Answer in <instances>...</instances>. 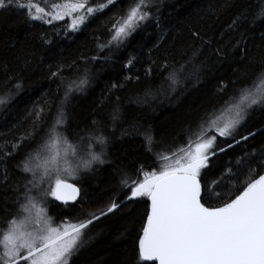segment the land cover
I'll use <instances>...</instances> for the list:
<instances>
[{"label": "snow or ice", "instance_id": "obj_1", "mask_svg": "<svg viewBox=\"0 0 264 264\" xmlns=\"http://www.w3.org/2000/svg\"><path fill=\"white\" fill-rule=\"evenodd\" d=\"M116 3L65 0L46 10L31 0H0V15L23 12L29 24L49 26L70 18L52 38L46 34L40 37V48L50 53L60 40L71 39ZM164 5L165 0H134L112 24L110 39L97 45L99 53L110 55L49 63L43 53L38 55L17 41L10 58L0 62L4 69L0 87L11 85L0 95V109L25 90L36 72L46 70L45 80L56 86L55 91L49 88L33 101L13 126L20 131L28 124L22 135L12 140L7 134L0 135L5 147L12 149H0V212L9 217L6 230H0V264H72L73 257L93 239L91 228L96 224L122 217L126 231L127 225L134 226L141 198H147L150 206L139 230V260L159 264H264V140L254 143L258 136L264 137V0H224L204 14L198 13L202 23L199 28L188 26V50L177 49L175 40L165 47L161 40L145 54L148 58L143 63L139 56H129L122 65L127 70L123 79L105 90L104 102L111 104L106 113L108 122L92 118L83 128L77 125L79 130L69 132L74 98L86 94L96 79L95 69L87 65L108 63L117 57L138 30L150 21L159 23ZM228 10H232L230 22L209 31ZM156 53L159 55L153 59ZM81 64L85 67L80 68ZM137 64H142L141 69L133 74ZM220 69L231 74L227 81L222 75L214 77L221 95L229 84H236L249 72L252 77L206 112L195 127L189 126L186 147L171 156L153 152L160 142L154 136V126L145 123L147 115L126 119L121 97L112 95L127 90L128 84L151 81L126 99L128 105L154 111L157 103L171 101L178 92H187L189 84L198 85ZM65 73L75 75L70 78ZM69 136L75 143L69 142ZM137 136L143 137L146 151L159 157V171H144L140 166L133 172L127 165L121 166L116 145L125 137ZM26 144L34 147L24 150L10 168L9 160ZM237 146L242 155L229 158L212 173L220 154L227 155ZM105 165L112 169L116 184L107 188L97 185L90 193L83 187L84 178L95 176ZM230 191L238 194L232 198ZM224 197H228L227 202L213 205V199ZM55 201L63 205L79 201L74 222H56L47 214V207ZM37 202L46 207L38 209Z\"/></svg>", "mask_w": 264, "mask_h": 264}, {"label": "trees", "instance_id": "obj_2", "mask_svg": "<svg viewBox=\"0 0 264 264\" xmlns=\"http://www.w3.org/2000/svg\"><path fill=\"white\" fill-rule=\"evenodd\" d=\"M22 3H28V0H21ZM32 3L39 0H31ZM53 3L62 4L65 0H50ZM106 0H92V3H104ZM134 0H117V3L110 6L103 13L91 19L86 26L72 36L71 39L60 40L50 53L43 52L40 48V37L47 35L52 38L54 32L62 31L70 19L65 21H56L54 25H44L40 22L29 24L23 12H5L0 15V62L7 61L10 58L11 48L17 41L24 43L27 49H34L37 54L43 53L49 63L58 60L72 61L79 57H92L100 55H110V53H99L98 44H103L110 39L109 30L112 24L120 16L124 15L129 5ZM224 0H165V5L159 14V23L150 21L141 30H138L128 42L127 46L122 48L117 57H113L108 63H89L87 67L94 68L96 71V79L92 87L84 95H77L74 98L73 115L74 120L69 123V132L73 128L79 130L92 118L100 119L108 122L106 113L111 108L110 103L104 102L105 90L113 82L122 80L127 70L122 67L129 56H139L141 62L147 60L149 49L158 41H163L164 46L168 47L175 40L177 49L183 47L187 49L190 43L188 26L199 28L201 26V15L212 7L219 6ZM246 3L251 0H245ZM256 8V5H253ZM201 15H197V14ZM232 17V10L225 11L219 17V20L213 22L212 30H219L226 26ZM159 54L153 55V59ZM264 55V54H261ZM142 64H137L132 70L133 74H138L137 69H141ZM80 68L85 65H79ZM3 68H0V78L3 76ZM47 71H39L33 74L22 91L15 99L11 100L6 108L0 109V135L7 134L9 140L13 137H19L29 128L26 124L20 131H15L13 126L17 121L22 119L25 109L30 107L42 93L48 92L49 88L55 91L56 86L49 85L45 80ZM75 73H65V76L74 77ZM155 75V74H154ZM224 76L225 81L230 77V72L220 69L214 75L206 76L198 85L189 84L187 92H178L177 96L171 101L165 100L155 105V110L145 106L143 110L136 108L135 105L127 104V97L133 95L137 90L151 81L142 80L140 84H128L127 90L114 91L113 96H120L121 101L125 104L126 119L141 118L147 115L146 124H152L155 128L154 136L160 143L153 148V152H158L160 156L169 155L177 151L180 147H186V135L189 126L195 127L196 122L204 116L206 112L219 106L228 98L235 89L247 83L252 73L236 84H229L227 91L221 95L218 93V80L214 77ZM11 85L0 87V95L5 94ZM103 103V107H97ZM55 105H53V111ZM95 112V115L93 113ZM218 114V113H217ZM51 122V115L47 117ZM79 125V128H77ZM126 126V125H123ZM12 130V131H10ZM37 141L40 134H37ZM264 137H257L255 144H259ZM14 142V141H13ZM69 142L75 143L69 136ZM219 142V140H218ZM34 147L33 144H26L18 152V154L9 160V167L12 163L21 158L23 151ZM251 147V145H249ZM0 149L4 151H12L11 146L5 147L4 141L0 140ZM153 152L145 150L144 139L137 136L133 139L124 138L122 144L116 145V155L119 157L121 166L127 165L131 171H135L138 167L143 166L144 171H159L158 156H154ZM242 155L241 147L237 146L234 150H229L228 154H220V158L215 160L211 169L212 173H216L221 163L227 164L229 158H235ZM162 163V162H161ZM112 169L108 166H102L95 176H87L84 178L83 187H87L92 193L99 185L101 188H107L116 184V177L111 175ZM19 175V173H16ZM246 178V177H245ZM74 182V181H73ZM78 186H81L78 184ZM217 191H228V189H217ZM238 194L236 191H230L229 195L234 198ZM106 198V197H105ZM228 197L223 199H213L215 206H220L227 202ZM53 204L54 209L60 210L58 214L64 219L74 221V217L78 214L79 201L73 205H63L58 201ZM207 206V205H206ZM149 207V200L141 198V202L137 205V214L135 216V225H127L126 220L122 217L111 218L96 224L100 230L97 235V243L91 251L86 255L76 257L72 264H156L155 261H141L138 259V235L145 219L146 210ZM16 209L13 208L12 212ZM8 216L0 212V230H6L5 221ZM83 257V258H82Z\"/></svg>", "mask_w": 264, "mask_h": 264}, {"label": "rangeland", "instance_id": "obj_3", "mask_svg": "<svg viewBox=\"0 0 264 264\" xmlns=\"http://www.w3.org/2000/svg\"><path fill=\"white\" fill-rule=\"evenodd\" d=\"M35 4H37V2H35ZM39 5L41 7H45L46 10H50V7L52 5V2H50V0H39ZM70 19V18H69ZM78 151H79V148H78ZM80 154H83L82 152ZM70 182H73V181H70ZM46 207L44 204L40 203V202H37V208H44ZM53 207V204H51L50 207H47V214L49 216H51L56 222H59L61 220H69V219H64V217H61L59 216L58 214L61 213L60 210H56ZM71 221V220H69ZM74 222V221H73ZM99 228L97 226H93L91 228V234L93 236V239L90 241V243L85 247L83 248L76 256L73 257L72 259V262L75 260V258L77 257H81L83 255H86L87 252L91 251V249L93 247H95L96 243H97V235L99 234ZM83 258V257H82Z\"/></svg>", "mask_w": 264, "mask_h": 264}, {"label": "water", "instance_id": "obj_4", "mask_svg": "<svg viewBox=\"0 0 264 264\" xmlns=\"http://www.w3.org/2000/svg\"><path fill=\"white\" fill-rule=\"evenodd\" d=\"M69 183H72V182L69 181ZM77 186H78V185H77ZM58 202H59V203H62V202H60V201H58ZM68 205H73V203L70 202ZM149 206H150V201H149ZM149 262H153V261H149ZM155 262H156V264H159L158 261H155Z\"/></svg>", "mask_w": 264, "mask_h": 264}, {"label": "flooded vegetation", "instance_id": "obj_5", "mask_svg": "<svg viewBox=\"0 0 264 264\" xmlns=\"http://www.w3.org/2000/svg\"><path fill=\"white\" fill-rule=\"evenodd\" d=\"M78 202V201H77Z\"/></svg>", "mask_w": 264, "mask_h": 264}]
</instances>
